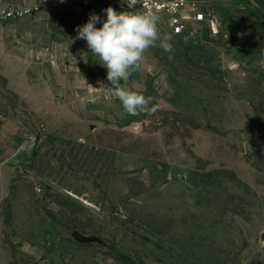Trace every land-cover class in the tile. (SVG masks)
<instances>
[{
  "label": "rangeland",
  "instance_id": "obj_1",
  "mask_svg": "<svg viewBox=\"0 0 264 264\" xmlns=\"http://www.w3.org/2000/svg\"><path fill=\"white\" fill-rule=\"evenodd\" d=\"M197 1L132 72L137 115L76 39L106 5L0 26V264H264V0Z\"/></svg>",
  "mask_w": 264,
  "mask_h": 264
},
{
  "label": "clouds",
  "instance_id": "obj_2",
  "mask_svg": "<svg viewBox=\"0 0 264 264\" xmlns=\"http://www.w3.org/2000/svg\"><path fill=\"white\" fill-rule=\"evenodd\" d=\"M129 5V4H128ZM106 19L92 14L77 28L76 39H83L93 56L99 57L107 69L109 95L117 98L129 115L151 113L152 98L126 87L132 72L138 70L149 48L159 46L165 52L174 51L171 36L161 37L159 17L151 12H117L111 6L105 9ZM101 23V27H96ZM159 42V43H158ZM264 67V60L260 62Z\"/></svg>",
  "mask_w": 264,
  "mask_h": 264
},
{
  "label": "built area",
  "instance_id": "obj_3",
  "mask_svg": "<svg viewBox=\"0 0 264 264\" xmlns=\"http://www.w3.org/2000/svg\"><path fill=\"white\" fill-rule=\"evenodd\" d=\"M53 3L70 10H98L106 5V9L111 6L117 12H151L176 36L189 32L193 24L207 21L206 13L197 0H38L27 4L16 0H0V26L14 19L35 14Z\"/></svg>",
  "mask_w": 264,
  "mask_h": 264
},
{
  "label": "water",
  "instance_id": "obj_4",
  "mask_svg": "<svg viewBox=\"0 0 264 264\" xmlns=\"http://www.w3.org/2000/svg\"><path fill=\"white\" fill-rule=\"evenodd\" d=\"M71 235L73 239L81 245H90V244L104 245L105 244V240L102 237L95 235V234L87 235L77 229L74 230L71 233Z\"/></svg>",
  "mask_w": 264,
  "mask_h": 264
},
{
  "label": "crops",
  "instance_id": "obj_5",
  "mask_svg": "<svg viewBox=\"0 0 264 264\" xmlns=\"http://www.w3.org/2000/svg\"><path fill=\"white\" fill-rule=\"evenodd\" d=\"M31 3V2H30ZM3 92L0 94V126H3L4 124V96L2 95Z\"/></svg>",
  "mask_w": 264,
  "mask_h": 264
}]
</instances>
